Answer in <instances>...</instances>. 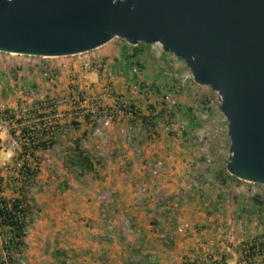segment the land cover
Wrapping results in <instances>:
<instances>
[{"label": "rangeland", "instance_id": "374dc122", "mask_svg": "<svg viewBox=\"0 0 264 264\" xmlns=\"http://www.w3.org/2000/svg\"><path fill=\"white\" fill-rule=\"evenodd\" d=\"M132 46L124 39L114 37L91 51L69 56L41 57L0 51V87H2L0 129L5 130L0 136V149L4 148L11 154L14 152L15 158L0 163V170H4L5 174L10 176L9 181L14 178V172L19 168L23 153L13 151L7 144L8 138L19 136L23 126L30 129L46 116L29 111L32 110V101L39 96L47 99L51 96H59V93L63 92L67 97H71L77 82L82 89L81 92L86 94L87 101L83 102L81 107H76L74 110L76 113L69 114L72 116L68 118L66 116L68 113L59 116L47 114L51 121L65 125L82 123L93 128L105 112H110L113 119L108 127H113L111 130L114 131L118 128L117 132L121 136L119 125L127 127L129 124L138 123L140 119L144 125L142 127L146 130L149 122L154 123L156 127L154 137H150L144 131L136 140L141 138L138 142H143L146 146L148 143L155 144L150 151L155 150V157L163 161L161 174L164 170L173 171L176 160L184 161L186 158L191 160L192 164L188 165L189 161L185 164L189 176L185 184L187 193L182 196V200L185 203H199L204 207L212 205L222 217H228L229 221L224 217L221 219L223 220L220 225L221 231L224 234H234L238 230L242 231V235L239 234L234 238L228 235L229 238L224 242V246L221 244V250L223 249L225 255L238 253L239 240H250L252 234L264 232V185L247 181L233 183L225 173L229 157V138L227 121L219 108L220 96L208 86L195 83L185 61L164 51L160 44L138 43L136 48L140 51L136 58L128 57ZM135 67L139 71L138 78L147 88V93L132 92L125 88V84L132 79L131 74H134ZM47 75L55 77V82L47 80L45 78ZM185 75L188 78L182 83ZM5 85L7 87L3 89ZM106 88L110 96H102ZM166 94L174 99L173 104L166 101ZM133 105L137 106L138 115L135 119H130L125 115L123 107ZM86 108L88 111L85 112ZM62 109L60 107L61 111ZM89 109H93L96 113ZM203 113L206 117L201 119ZM168 122L173 124L170 129L165 128ZM181 124L186 126L184 132L177 129ZM200 126L207 128L206 147L211 157L210 162L205 161V147L194 135ZM105 135H107V127L102 130V135L96 138ZM121 136H118V140L124 139L125 142H129ZM67 152L66 148H58L52 151L51 155L40 160V168L36 175L50 173V179L40 181L32 178L26 184L23 183L21 193L26 202L27 225L31 226L46 215L41 201L43 191L51 190L53 201L59 199L65 201L66 198L61 196L63 192L58 191L62 189L68 191L69 196L78 197L76 202L79 204L75 205L79 209L70 211L68 217L75 220L82 231L88 233L89 229L86 225L90 222V217L81 214L85 210L81 211L80 203L92 199L94 201L95 197L89 196L98 192L99 195L103 191L97 190L103 185L104 180L96 171V168L102 166L99 164L100 159L95 158L101 155L93 157L95 169L80 171L71 164L73 156ZM137 154L139 158H144L143 162H145L146 155L151 153H147L142 148ZM50 156H53L52 160H49ZM28 164L32 163L28 162ZM2 176L0 175L1 185ZM44 198H47V195H44ZM98 205L105 207L102 203ZM112 205L109 204L108 207ZM79 221L84 222L83 225H80Z\"/></svg>", "mask_w": 264, "mask_h": 264}, {"label": "water", "instance_id": "95a60500", "mask_svg": "<svg viewBox=\"0 0 264 264\" xmlns=\"http://www.w3.org/2000/svg\"><path fill=\"white\" fill-rule=\"evenodd\" d=\"M158 43L220 96L226 171L264 185V0H0V51L57 57Z\"/></svg>", "mask_w": 264, "mask_h": 264}, {"label": "crops", "instance_id": "0c3cea01", "mask_svg": "<svg viewBox=\"0 0 264 264\" xmlns=\"http://www.w3.org/2000/svg\"><path fill=\"white\" fill-rule=\"evenodd\" d=\"M6 85L3 89H6ZM66 116L68 118L72 115ZM112 128L107 127V135L104 137L92 139V127L76 124L64 136L59 134L54 146L57 149H68L67 154L73 156L71 147L74 148L77 144L92 161L93 157L101 155L95 157L100 159L99 164L102 165L96 171L104 182L97 190L114 191L116 202L111 207H100L97 200L99 192L89 196L95 197L94 201L81 200L80 209L85 210L81 214L90 217V222L86 225L89 232L86 233L78 227L75 220L68 217L70 211L79 209L76 206L79 204L76 202L78 197L73 198L68 195V191L58 189L66 199L53 201L52 191H43L47 195V198L43 195L41 199L46 215L28 226L25 244L20 253H10L11 260L0 248V264H19L21 260L25 264H176L186 252L192 250L196 239L203 238L204 234L208 237L218 235L213 228L215 224L221 225L224 216L214 210L212 205L204 207L199 203H185L182 200V196L187 193L185 184L189 176L185 164L188 161V165L192 164L191 160H176L173 171L164 170L162 174L160 171L158 176H152L149 165L158 158L155 157V150L150 151V148L155 147V144L148 143L146 146L145 143L138 142L141 138L133 142L118 140L121 134L117 132L118 128L117 131L111 130ZM142 148L151 153L146 155L145 162L137 154V150L141 151ZM12 159H15L13 153L0 149V163ZM0 173L3 175L1 195L7 198L15 195L9 181L10 176L4 170H0ZM50 176L48 173L32 178L41 181L50 179ZM72 198L73 201L69 203ZM102 213L114 221L112 234L106 233V227L99 219ZM125 217H129L133 226L139 229L138 234L124 231L122 219ZM224 218L229 221L228 217ZM182 221H188L196 228V232L191 229L185 234L175 233L176 226ZM78 223L83 225L84 222ZM168 234H173L172 239ZM239 234L242 235V231L236 230L234 234L228 235L234 238ZM259 235L261 234H252V238ZM132 244H137L138 248ZM236 256L233 252L224 254L225 263L235 264Z\"/></svg>", "mask_w": 264, "mask_h": 264}, {"label": "built area", "instance_id": "2783aa9c", "mask_svg": "<svg viewBox=\"0 0 264 264\" xmlns=\"http://www.w3.org/2000/svg\"><path fill=\"white\" fill-rule=\"evenodd\" d=\"M137 45V44H136ZM152 45V44H149ZM135 46V45H133ZM132 52V50H131ZM134 74L132 75V79L128 81L125 84V88L132 92H140V93H147V88L143 86V81L138 78V69L135 67L133 68ZM191 77V76H190ZM49 81L55 82L52 75H47L45 77ZM188 78L187 75L183 76L182 83ZM82 89L80 86H78L77 82H75L74 85V91L71 95V97H67L65 93H59V96H51L49 98H43L42 96H39L38 99L33 100V106L31 113L34 114H40L43 116L46 114V116H43L41 118V121L36 124V126H31L30 129H33L34 131H37L38 134H45V138L51 137L53 140H56L57 137L60 135H65L69 133L70 129L75 127V125H65L64 123L54 122L51 121V118L47 114L56 115L59 116L62 113H68L71 114L73 112L76 113L75 108L81 107L82 103L86 102V94H83ZM112 91V90H110ZM82 96H84V99H82ZM102 96H110L109 90L106 88V91L102 94ZM166 101H169L171 104L174 103V99L171 98V95L166 94L165 95ZM68 101V103H67ZM31 102V103H32ZM69 105V106H67ZM72 105V106H71ZM60 107L63 108L62 111L60 110ZM137 106L133 105L131 107H123V111L127 117L130 119H135V116L138 115L137 112ZM88 111V108H86ZM89 111L95 112L93 109H89ZM97 111V110H96ZM96 113V112H95ZM206 117V114L203 113L201 115V119H204ZM113 119V115L110 112H105V115L102 117V119L98 120L97 124L92 128L91 136H100L102 135V130L106 127H108ZM137 120V119H136ZM142 123L140 122V119H138V123L129 124L127 127L124 125H119V130L122 133V136L127 141H133L138 139L142 132H146L147 135L150 137L155 136L156 127L152 122H149V124L146 127V130L142 127ZM144 126V125H143ZM171 126H173L172 123H167L165 128L170 129ZM144 129V130H143ZM177 129L180 132H184L186 130V126L181 124L177 127ZM5 130L0 129V134L4 133ZM196 139L198 142H200L205 147L204 152V159L206 162H210L211 157L207 151L206 147V136H207V128L205 126H200L195 133H194ZM38 140L34 139L30 141L29 133H21L17 137H9L7 144L11 147L13 151H18L19 153H23L20 157V163L18 165L19 168H17L16 172H14V178H11V187L15 192V195L8 197L10 199L18 198L22 202V204L18 205V207L25 206L26 202L24 200V197L22 196V185L23 183L26 184L27 181H30L32 177L29 176L27 169H34L40 168V160L45 158V156H49L52 151L58 150L53 144L50 147H47L44 150H40L36 156L38 159H33V156L28 154L27 150H24L25 145H30V143H36ZM26 151V153H25ZM140 151L139 149L137 150ZM14 153V152H13ZM18 153V154H19ZM48 154V155H47ZM37 161V163H36ZM27 162V164H26ZM28 162L32 164H28ZM23 163H25L26 167H23ZM163 167V161L160 159L155 160L152 164L149 165V172L152 176H158L161 169ZM1 187V183H0ZM1 194V193H0ZM97 200L99 203H102L103 206L108 207L109 204H114L116 202L114 191L112 190H105L101 192ZM16 216H18L20 219L23 218L21 214L17 211ZM99 219L101 222L104 223L106 227V233L112 234L114 232V221L107 217L105 213H102L99 215ZM122 225L123 229L126 232L138 234L139 229L135 228L132 224V221L129 217H125L122 219ZM28 225L26 227L27 232ZM193 229L194 232L196 230L188 221H182L180 222L174 232L177 234H185L189 230ZM213 230H215V234H218L216 237H208L206 234H204L203 238L196 239L195 245L192 248L190 252H186L184 256L180 259L179 262L176 264H226L224 260V252L223 249L221 250V244L224 246V242L227 241L229 238L228 234H224V232L221 231L220 224H215ZM169 238L172 239V235L168 234ZM166 238V237H164ZM167 241H170L168 238H166ZM240 249L239 252L236 253V261L235 264H264V232L259 235L258 237L251 238L250 240L246 241H240ZM135 248H138L137 244H132ZM19 264H25L23 260L20 261Z\"/></svg>", "mask_w": 264, "mask_h": 264}, {"label": "trees", "instance_id": "16d2710c", "mask_svg": "<svg viewBox=\"0 0 264 264\" xmlns=\"http://www.w3.org/2000/svg\"><path fill=\"white\" fill-rule=\"evenodd\" d=\"M132 47V52L128 55V57L136 58L140 50L136 48V45ZM21 131L24 134L29 133L30 141L34 139L38 140L36 143H30V145H25L23 148L24 150L28 151L29 155L33 156V159H38L36 154L40 150H44L47 147H50L55 144V140H53L51 137L45 138L44 133L40 135L37 133V131L29 129L25 126L21 128ZM72 151L74 152V154L73 161L71 162V164L74 165V167L79 168L80 171H91L94 169V164L91 158L77 144L74 148L72 147ZM36 165L37 168H32L30 170L29 168L27 169V172L30 177L35 176L38 172V164ZM22 166L26 167L25 163H23ZM225 173L230 179V181L233 183L243 181L230 175L229 173H227L226 170ZM22 202L23 201L18 198H14L12 200L0 194V248L5 251L9 260H11L10 253H20L25 244L24 239L27 227V208L26 205L18 207V205L22 204ZM17 211L21 214V216H23L22 219L16 216Z\"/></svg>", "mask_w": 264, "mask_h": 264}]
</instances>
